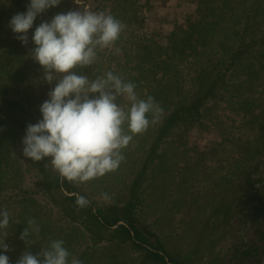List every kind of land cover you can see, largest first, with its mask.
<instances>
[{
	"label": "trees",
	"instance_id": "16d2710c",
	"mask_svg": "<svg viewBox=\"0 0 264 264\" xmlns=\"http://www.w3.org/2000/svg\"><path fill=\"white\" fill-rule=\"evenodd\" d=\"M152 1L94 0L80 8L61 0L37 17L24 46L8 25L30 0H0V211L10 214L9 250L0 254L9 264L53 239L65 242L69 261L82 264H224L219 244L234 221L264 219V0H190L195 14L166 44L136 34ZM87 9L125 27L115 46L77 74L91 80L112 71L164 111L134 135L116 171L74 183L45 167L51 157H24L22 138L42 119L40 106L56 83L44 80L29 54L35 28L58 13ZM196 129L216 135L206 151L190 142ZM27 173L36 189L23 186ZM78 195L90 204L80 208ZM30 218L40 232L27 245L20 236ZM259 236L261 244L236 249L240 264L264 253Z\"/></svg>",
	"mask_w": 264,
	"mask_h": 264
},
{
	"label": "clouds",
	"instance_id": "9594fccd",
	"mask_svg": "<svg viewBox=\"0 0 264 264\" xmlns=\"http://www.w3.org/2000/svg\"><path fill=\"white\" fill-rule=\"evenodd\" d=\"M60 3L30 0L26 12L13 15L8 26L26 46L37 17ZM124 27L113 15L76 10L41 22L32 34L35 47L29 54L42 67L44 80L56 83L40 106L42 119L26 127L22 153L33 162L51 157L45 167L50 166L62 180L84 183L116 171L134 135L144 133L162 117L164 110L155 99L140 98L136 84L120 75L108 71L90 80L75 71L91 67L98 51L115 46ZM120 52L115 48V54ZM121 98L127 103H119ZM101 197L110 199L108 193ZM76 204L84 208L90 201L78 195ZM9 225V212L0 211V250L5 253ZM39 232L40 226L30 218L20 239L29 245L31 236ZM64 245L62 239L50 240L36 255L25 251L16 264H82L75 257L69 261L71 254ZM0 264H9V257L0 254Z\"/></svg>",
	"mask_w": 264,
	"mask_h": 264
},
{
	"label": "rangeland",
	"instance_id": "374dc122",
	"mask_svg": "<svg viewBox=\"0 0 264 264\" xmlns=\"http://www.w3.org/2000/svg\"><path fill=\"white\" fill-rule=\"evenodd\" d=\"M93 2L94 0H76V5L81 8L84 3L90 6ZM143 2L145 3V0ZM146 5L145 28L138 30L136 34L140 36L147 34L162 44L167 43V36L174 27L185 25L186 18L190 14H195L197 10L196 5L190 0H153ZM215 140V134H208L199 129H196L190 137L191 144L198 145L204 151ZM36 183L35 176L27 173L22 184L25 187L36 189ZM261 232L264 233V219L258 222L235 220L227 239L219 244V250L225 258L224 264H240L241 262L234 257L236 249L241 248L242 251H247L253 244L259 245ZM243 264H264V253L261 255L253 253L251 258Z\"/></svg>",
	"mask_w": 264,
	"mask_h": 264
}]
</instances>
